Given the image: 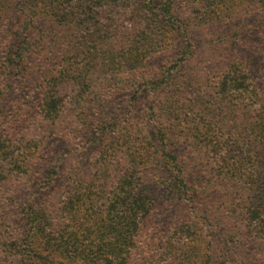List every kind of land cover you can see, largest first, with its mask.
<instances>
[{
	"label": "rangeland",
	"instance_id": "374dc122",
	"mask_svg": "<svg viewBox=\"0 0 264 264\" xmlns=\"http://www.w3.org/2000/svg\"><path fill=\"white\" fill-rule=\"evenodd\" d=\"M9 2L19 16L27 2L33 23L28 34H22L24 18L16 19L9 35L0 36V53L9 46L13 60L5 67L0 61V134L18 155L19 168L1 184V200L17 199L45 211L51 225L46 231L55 233L72 223L63 207L75 195L94 194V184H104L109 193L117 180L130 174L133 190L147 197L152 208L132 254L141 257V247L154 250L160 242L171 246L167 231L187 221L194 235L182 234L181 243L174 246H223L216 232L236 225L252 194L240 174H221L211 152L217 149L216 137L222 144L235 136L237 112L250 104L237 106L235 94L220 99L219 91L223 74L235 70L229 69L232 65H241L238 69L253 76L259 55L250 54L231 36L217 2L204 7L203 0L196 5L173 0L171 16L162 18V7L153 9L145 0ZM223 2L218 6L233 15L236 24L245 15L246 22L256 20L255 9L263 0ZM200 9L206 15L201 16ZM47 97L53 99L54 111H46ZM162 136L166 151L182 157L190 174L214 184L200 185L208 192L199 194L203 201L195 203L201 206L194 210L186 200L170 201L162 191L166 183L160 181L169 176L156 153ZM23 151L35 153L27 168ZM235 166L242 174L248 168ZM7 218L6 213L0 216V224ZM86 220L91 219L76 223ZM238 241L224 243L255 246L246 239Z\"/></svg>",
	"mask_w": 264,
	"mask_h": 264
},
{
	"label": "trees",
	"instance_id": "16d2710c",
	"mask_svg": "<svg viewBox=\"0 0 264 264\" xmlns=\"http://www.w3.org/2000/svg\"><path fill=\"white\" fill-rule=\"evenodd\" d=\"M145 1L146 6L150 5L153 9L162 7L161 18L164 15L171 16L168 7L173 4V0ZM185 1L188 5H196V0ZM211 1L203 0V6ZM213 1L217 2L216 10L221 15L219 17L223 21L222 24L231 27V36L238 38L250 54L259 55V59L254 61V67L258 69L256 73H251L253 76H247L238 69L241 65H232L229 69L235 70L228 71L229 74L225 76L223 74L219 91L220 99H225L228 94H235L239 97L237 106L241 103L250 104L249 108L242 107L237 112L235 136L225 139L222 144L216 137L217 149L211 152V158L218 163L221 174H240L239 180L246 181L243 183L246 186L244 188L252 194L251 202H246L238 218L235 217L236 225L230 229L222 226L224 228L216 232L220 235L219 241H222L223 246H174L181 243L182 234L186 235L185 238L194 235L192 227L187 225L190 222L187 221L174 223L171 231H167L166 238L172 241L171 246H163L160 242L161 246H155L154 250L148 246L141 247V257L136 256V252L132 254L142 223L150 216L152 208L147 197L133 190L129 174L117 180V185L111 188L109 193L104 184H94L98 188L97 192L93 194L83 191L75 195L74 200L66 203L63 215L73 219V224L70 223L72 227L67 231L69 223L56 228L55 233L46 231L51 225L48 224V214L45 211L17 199L4 202L5 200L0 198V216L9 214V218L4 219L5 223L0 224V264H264V48L261 44L264 43V0L260 7L255 9L258 16L256 20L246 22L249 16L243 17L242 10L237 12V16L243 18L236 24L234 16L231 15L233 18H230V14L224 13L220 5L218 6L223 0ZM26 4L27 2L22 4L19 16L12 11L9 0H0V36L2 32L3 37H7L12 23L23 18L21 33L28 34L33 18ZM200 11L201 16L206 15L205 11ZM22 12L25 15H22ZM234 12L235 10L231 14ZM236 32H239L240 36ZM0 61L3 67L13 62L9 46L4 45ZM47 99L50 102L46 103V111H54L53 99L47 97L43 101ZM252 115L254 118L249 120L248 116ZM4 139L5 136L0 134V187L7 177L19 171L15 164L18 155L4 145ZM159 144V151L156 152L158 160L169 173L164 181H160L166 183L162 187L165 197L170 201L186 200L192 210L196 205L201 206L195 203L203 201L198 200L199 194L208 190L200 185L209 182L201 180L196 173L190 174L182 157H174L166 151L165 136L159 139ZM208 145L205 147L208 148ZM22 155V163L27 168L35 153L23 151ZM236 164L248 165L244 170L245 174L236 172L239 169ZM215 187L217 188L216 185ZM205 198L210 197L206 194ZM232 212L235 213V209H232ZM85 218L91 220L76 223L84 221ZM64 232H67L66 236ZM199 239L200 236L197 235L196 242H200ZM227 239L231 242L234 240L236 244V241L239 240L240 243V240L246 239L255 246H225L224 241ZM138 249L140 250L136 248ZM149 251L152 255H148Z\"/></svg>",
	"mask_w": 264,
	"mask_h": 264
}]
</instances>
